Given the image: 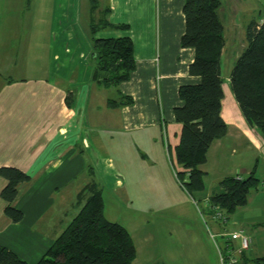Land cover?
Returning <instances> with one entry per match:
<instances>
[{
    "label": "crops",
    "instance_id": "crops-1",
    "mask_svg": "<svg viewBox=\"0 0 264 264\" xmlns=\"http://www.w3.org/2000/svg\"><path fill=\"white\" fill-rule=\"evenodd\" d=\"M48 1L0 0V167H16L30 177L28 182L19 185L14 201L15 207L23 213L20 221L12 222L4 215V201L0 198V244L29 264L39 260L77 213L81 206L78 193L92 180L90 177L86 182L80 179L91 173L98 163L95 140L90 132L100 128L98 123L84 121L87 107L96 100L102 103L106 110L97 111L95 118L103 114L106 122L101 127L110 133L111 139L114 127L122 132L132 131L135 136L148 126L159 124L174 147L180 131V124L174 122L173 116V108L181 103L178 87L199 81L198 76L188 73L193 48L180 46L185 29L184 0H101L99 17L127 26H103L99 37L129 36L132 40L135 68L128 80L112 88L116 97L129 95L133 102L111 108L106 105L107 98L95 99L93 87L96 90L104 87L92 80L93 68L86 72L87 82L78 92L71 88L72 77L64 76L60 66L54 67L61 50L55 45L56 35L52 36L56 29L51 26V13L45 10L44 3ZM218 13L225 38L221 73L227 65L228 78L231 66L245 46L247 24L251 20H264V0H220ZM79 53L80 57L85 56ZM222 90L221 115L227 123V131L233 128L234 137L258 153L254 164L242 169L249 173L261 160L264 164V140L246 123L224 80ZM68 92L72 97L70 106ZM113 114L117 120L114 125L109 122ZM215 146L220 152L221 140L211 144L203 165H207L208 154ZM105 157L107 165L112 166L111 158ZM201 169L208 175L206 168ZM224 176L227 175L214 178L213 188L203 196L205 200L219 189L218 182ZM112 177L114 187L123 185L124 180ZM5 182L0 176V189ZM248 202L249 199L230 214L231 218L227 216L223 221L225 226L230 221L236 227L231 233L240 231L250 237L247 248L240 249V245L232 243L224 227L221 226L223 232L217 228L219 234H224L225 264H231L233 257L234 264H253L255 258L264 255L263 205L258 210L248 211ZM69 209H72L70 213Z\"/></svg>",
    "mask_w": 264,
    "mask_h": 264
},
{
    "label": "trees",
    "instance_id": "trees-1",
    "mask_svg": "<svg viewBox=\"0 0 264 264\" xmlns=\"http://www.w3.org/2000/svg\"><path fill=\"white\" fill-rule=\"evenodd\" d=\"M95 6L91 5V10ZM219 7L220 0H184L182 7L185 29L180 46L193 48L194 57L188 73L198 76L199 81L178 87L181 103L173 108V116L174 122L180 124V131L173 151L176 163L182 167L180 173L186 175V188L197 192L205 187V171L200 165L206 162L211 144L227 130L221 115V61L225 38ZM103 26L123 28L127 25L99 17L98 23L91 24L92 33ZM91 46L93 81L110 88L130 78L135 59L129 36L94 37ZM228 84L244 120L264 140V20H251L247 24L245 46L233 63ZM67 98L70 106L71 93L68 92ZM132 102L129 95L106 99V105L111 108ZM254 168L245 177L227 175L221 178L219 189L206 198L207 201L225 216L246 204L249 192L257 189L260 183ZM0 176L6 180L0 189L4 215L12 222H18L23 213L15 207L14 201L19 185L28 182L30 177L12 166L0 167ZM78 200L81 206L77 213L34 264H133L136 248L132 237L123 225L105 218L102 195L95 181L90 180L84 185ZM261 224L264 226V222ZM0 264L29 263L0 244ZM253 264H264V255L255 258Z\"/></svg>",
    "mask_w": 264,
    "mask_h": 264
},
{
    "label": "rangeland",
    "instance_id": "rangeland-1",
    "mask_svg": "<svg viewBox=\"0 0 264 264\" xmlns=\"http://www.w3.org/2000/svg\"><path fill=\"white\" fill-rule=\"evenodd\" d=\"M44 4L52 16L51 26L56 29L52 33V36L56 35L55 45L61 50L54 67L60 66L64 76L72 77L74 87L72 85L71 88L80 92L87 82L86 72H91L94 66L92 39L102 36L104 31L102 28L94 33L91 31V24L99 22L102 1L49 0ZM93 4L96 6L91 10ZM79 52L85 56L80 57ZM228 68L226 65L222 69L225 86H228ZM101 89L93 87L95 99L116 97L115 88ZM101 104L93 101L87 107V115H83L85 122L98 123L100 129L90 132L95 140L98 163L94 169L91 168L90 175L80 179L86 182L90 177L98 183L105 218L120 223L130 233L136 248L133 264H225L221 260L225 239L218 229L224 227L222 229L230 236L236 227L230 221L225 226L221 218H214V206L203 196L213 188L214 178L218 175L247 176L248 172L242 169L254 164L257 151L252 147L246 148L243 140L236 139L233 128L226 130L227 136L219 138L222 143L220 152L215 150L216 146L213 147L208 154L207 165H200V168L208 170L204 177V190L190 191L185 186L186 175L180 173L182 167L176 163L173 146L159 124L138 132V135H143L139 139L132 131L122 132L114 127L111 139L108 137L110 133L101 127L106 122L103 114L95 118L97 111L106 110ZM109 122L112 125L117 123L116 115L113 114ZM105 156L111 158L112 166L107 165ZM254 166L260 184L248 194V211L258 210L262 205L264 209L263 161L258 167ZM114 175L124 180L123 185H112ZM71 211L69 209L68 213ZM227 216L231 218L230 214ZM261 240H264V234ZM231 241L239 245L238 239Z\"/></svg>",
    "mask_w": 264,
    "mask_h": 264
},
{
    "label": "built area",
    "instance_id": "built-area-1",
    "mask_svg": "<svg viewBox=\"0 0 264 264\" xmlns=\"http://www.w3.org/2000/svg\"><path fill=\"white\" fill-rule=\"evenodd\" d=\"M213 208H214L213 209L214 218H216V219L221 218L223 221H225L226 220L225 214L217 206H214ZM230 236L232 239H239L240 249L247 248L248 245L250 244V241H251V239L248 235H245V234L241 233L240 231L232 232L230 234ZM221 260L224 261L223 256H221ZM235 262H236V259L234 257L231 258V264H234Z\"/></svg>",
    "mask_w": 264,
    "mask_h": 264
}]
</instances>
